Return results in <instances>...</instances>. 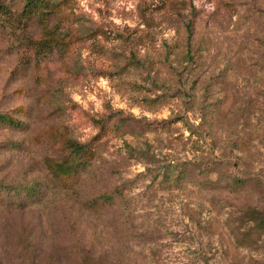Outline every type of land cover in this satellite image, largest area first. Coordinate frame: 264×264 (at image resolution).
Here are the masks:
<instances>
[{
    "label": "rangeland",
    "instance_id": "obj_1",
    "mask_svg": "<svg viewBox=\"0 0 264 264\" xmlns=\"http://www.w3.org/2000/svg\"><path fill=\"white\" fill-rule=\"evenodd\" d=\"M25 2L0 0V264H264V0ZM66 139L94 151L68 183Z\"/></svg>",
    "mask_w": 264,
    "mask_h": 264
},
{
    "label": "trees",
    "instance_id": "obj_2",
    "mask_svg": "<svg viewBox=\"0 0 264 264\" xmlns=\"http://www.w3.org/2000/svg\"><path fill=\"white\" fill-rule=\"evenodd\" d=\"M24 11L32 12V8L37 9V13H44V2L43 0H25ZM0 10H3L0 4ZM0 122L7 123L11 126L20 125L21 122L13 119L7 114H0ZM65 147L68 149V154L62 159L52 160L46 162V168L52 177L59 179L61 182L68 183L71 178L78 175L81 169L87 167V159H91L94 156V151L88 143H80L76 140L66 139L64 142ZM30 192L27 195L34 194V191L30 188ZM17 194V191L13 192ZM108 196H102L97 202L100 205L105 204V200H108ZM34 255V249L30 247H23L20 249V256L16 264H26V262H31ZM104 257L102 255H97L96 257H84L83 264H103ZM43 264H53L51 256H48Z\"/></svg>",
    "mask_w": 264,
    "mask_h": 264
}]
</instances>
